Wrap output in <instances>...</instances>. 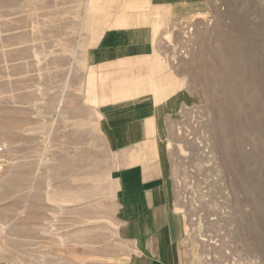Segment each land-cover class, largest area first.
Listing matches in <instances>:
<instances>
[{
	"label": "rangeland",
	"instance_id": "374dc122",
	"mask_svg": "<svg viewBox=\"0 0 264 264\" xmlns=\"http://www.w3.org/2000/svg\"><path fill=\"white\" fill-rule=\"evenodd\" d=\"M150 13L149 0H0V264L126 262L112 154L81 94L89 49ZM156 13L160 57L200 91L169 137L194 257L264 264V0Z\"/></svg>",
	"mask_w": 264,
	"mask_h": 264
},
{
	"label": "crops",
	"instance_id": "0c3cea01",
	"mask_svg": "<svg viewBox=\"0 0 264 264\" xmlns=\"http://www.w3.org/2000/svg\"><path fill=\"white\" fill-rule=\"evenodd\" d=\"M194 1L149 0L147 20L109 28L87 53L81 101L112 154L119 234L130 249L124 264H199L178 210L169 137L200 91L170 72L154 44L156 12Z\"/></svg>",
	"mask_w": 264,
	"mask_h": 264
},
{
	"label": "bare ground",
	"instance_id": "6f19581e",
	"mask_svg": "<svg viewBox=\"0 0 264 264\" xmlns=\"http://www.w3.org/2000/svg\"><path fill=\"white\" fill-rule=\"evenodd\" d=\"M51 200H52V201H55V202L57 201V199H56V198L54 199V197H53V198H51Z\"/></svg>",
	"mask_w": 264,
	"mask_h": 264
}]
</instances>
